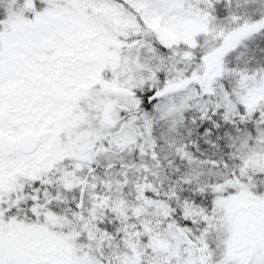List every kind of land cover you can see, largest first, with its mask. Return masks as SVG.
Here are the masks:
<instances>
[{"label":"snow or ice","instance_id":"6c2138e0","mask_svg":"<svg viewBox=\"0 0 264 264\" xmlns=\"http://www.w3.org/2000/svg\"><path fill=\"white\" fill-rule=\"evenodd\" d=\"M0 264H264V0H0Z\"/></svg>","mask_w":264,"mask_h":264}]
</instances>
